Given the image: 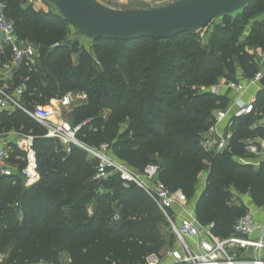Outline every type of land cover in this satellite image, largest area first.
Segmentation results:
<instances>
[{"label":"trees","instance_id":"16d2710c","mask_svg":"<svg viewBox=\"0 0 264 264\" xmlns=\"http://www.w3.org/2000/svg\"><path fill=\"white\" fill-rule=\"evenodd\" d=\"M0 1L19 39L39 55L38 63L23 61L8 86L0 83L10 95L23 88L17 97L23 109L84 94L86 101L69 115L74 128L82 126L79 141L91 147L108 141L111 156L134 171L157 165L159 180L188 200L206 172L196 218L221 239L248 213L235 194H249L256 206H264V162L255 169L236 161L246 158L243 141L264 138V123L258 122L264 117V89L255 112L237 120L230 151L209 153L201 146L213 113L230 102L213 88L220 79L238 81V71L247 80L258 72L264 20H255L244 41L240 38L248 22L263 14L264 0H252L235 21L234 15L223 18L207 48H200L195 33L168 41H93L100 68L85 53L72 66L79 44L68 43L70 25L61 14L37 9L29 0ZM10 61L9 51L0 50V66ZM9 133L34 139L40 180L31 187L20 178L0 180V264H58L63 253L71 264H144L162 252L160 226L166 220L144 191L126 188L117 178L94 181V159L75 146L67 152L47 137L45 125L20 109L0 114V136ZM20 156L15 151L11 160Z\"/></svg>","mask_w":264,"mask_h":264},{"label":"built area","instance_id":"2783aa9c","mask_svg":"<svg viewBox=\"0 0 264 264\" xmlns=\"http://www.w3.org/2000/svg\"><path fill=\"white\" fill-rule=\"evenodd\" d=\"M0 42L2 50L9 51L11 55L10 63L4 66L8 73H13L23 61H32L36 56L35 47L19 39L14 23L7 17L6 4L2 1H0ZM261 62L264 64V57L259 64ZM263 78L264 66L246 82L247 84L240 81H228L224 85L228 90L242 95L248 84H260ZM22 90L21 87L10 95L0 89V114L20 109L45 125L48 129L47 137L58 140L67 152H70L72 146L84 150L97 162L94 181L103 182L117 178L126 188L135 185L144 191L164 216L175 238L176 248L167 254L170 264H264V256L261 255L264 252V236L261 232L264 230L251 212L236 222L232 235L226 239L215 236L212 233V225L203 227L193 216L178 220L174 208H187L189 200L182 191H171L159 180L157 165H148L142 173H138L113 158L109 144L103 143L98 147H91L79 141L76 135L81 125L75 128H70L64 123L52 125V118H57L61 109L75 103L72 94L57 101V106L50 103L28 111L23 109L17 101ZM77 101H86V96L80 94ZM255 106L256 99L249 102L239 99L231 107L216 110L213 113L212 126L203 135L201 141L203 149L215 154L230 151L237 120L252 115L255 112ZM50 125L52 127H49ZM242 144L246 158L253 159L255 167H259L264 162V138L248 139ZM15 151H19L21 156L13 162L11 154ZM242 159L245 158L236 160ZM3 178H20L27 187L38 183L39 165L32 137L18 135L16 141L0 150V180ZM89 212L92 213V208ZM114 220L118 221L119 216L116 215ZM256 232L262 234L261 238H253Z\"/></svg>","mask_w":264,"mask_h":264},{"label":"water","instance_id":"95a60500","mask_svg":"<svg viewBox=\"0 0 264 264\" xmlns=\"http://www.w3.org/2000/svg\"><path fill=\"white\" fill-rule=\"evenodd\" d=\"M63 19L92 41H168L197 33L214 20L230 17L252 0H177L158 9L114 10L98 0H52ZM264 87V78L260 81Z\"/></svg>","mask_w":264,"mask_h":264},{"label":"rangeland","instance_id":"374dc122","mask_svg":"<svg viewBox=\"0 0 264 264\" xmlns=\"http://www.w3.org/2000/svg\"><path fill=\"white\" fill-rule=\"evenodd\" d=\"M98 1L104 6L114 9V10H136V9H158V8L165 7L173 2H176L177 0H98ZM35 6L37 9L51 11L56 15H60L58 9L54 6L52 0H37V4H35ZM239 16H240V13H236L234 14L231 20L235 21L239 19ZM263 16H264V10H263V14H261L258 17H254L253 19H251L250 22H248L244 30V33L242 35L243 37L240 38L241 41H244L245 35L248 33V30L250 29L251 25H253L255 20H263ZM223 24H224L223 19H217V20H214L204 30L195 33V39L198 41L200 48H207L208 46H210L212 42V38H213L212 32L214 28L216 26H222ZM68 28H69L68 29V40H67L68 43L69 44H73V43L79 44L78 54H75L72 56V60H71L72 66L77 67L79 65L80 55L85 53L90 56L92 63H94V65L97 66L98 68H100L101 67L100 56H99L100 51L98 50V47L90 39H87L81 36L80 34H78L74 30L73 27L69 26ZM35 49H36V56L32 59V62L38 63L39 55H38V51L36 47ZM7 75H9V77L2 78L4 79V81L2 80L0 81V83L3 84L4 86H8L6 82L7 78H10L11 76V79H12V73L10 74L7 73ZM223 81H224L223 79H220L217 85H219ZM202 90H205V89H202ZM69 94L73 95L75 103L68 108L61 109L57 119H54V121H52V125L64 123L68 125L70 128H74L71 123V120L69 119V115L72 113L75 104L77 105L81 103L82 101H77V98L79 97L80 93L74 92V93H69ZM51 104L57 106L56 101H52ZM52 125H50L49 127H52ZM102 143H106L110 145L108 141H104ZM135 170L136 172L141 173L139 169H135ZM206 174H207L206 172L203 173V176H205ZM246 195L247 194H239V196L241 197H244ZM90 208H92V205H90L88 208L89 216L93 215V211L92 213L89 212ZM160 230L166 240V245L159 255L148 258L144 264H157V263L158 264H170L171 263V261L167 258V254L172 249L176 248L175 238L167 222L160 226ZM1 261H2V257H0V263ZM58 264H71V263L69 261L68 256L65 253H63L59 256Z\"/></svg>","mask_w":264,"mask_h":264},{"label":"crops","instance_id":"0c3cea01","mask_svg":"<svg viewBox=\"0 0 264 264\" xmlns=\"http://www.w3.org/2000/svg\"><path fill=\"white\" fill-rule=\"evenodd\" d=\"M29 3L34 5L37 4V0H29ZM263 20H264V16H263ZM250 32V29L248 30V33L245 35V38L248 36ZM0 50H2V45L0 42ZM257 54V68L258 70L264 66V64L261 62V64H259V62L262 60V58L264 57V52L262 50H257L256 52ZM7 71L4 69V66H0V81H4L5 77H9V75H7ZM10 74V73H8ZM13 75V73H12ZM237 79L238 81L247 84L246 82L248 81L247 79H245L243 77V73L241 71L238 72L237 74ZM7 84H9L11 82V76L10 78H7L6 80ZM225 81H223L222 83H220L219 85H217L216 87L213 88V91L216 92L218 95L221 96H227V98L229 99V105L228 107H231L235 101L237 100H243L244 102H249L251 100L256 99L258 97V94L264 89V87H262L260 84H248L246 91L242 94V95H238L236 93H234L233 91H230L226 88V86L224 85ZM57 102V101H56ZM85 101H82L79 104L84 103ZM107 113L104 114V117H107ZM261 119L258 121L260 124L264 123V117H260ZM257 125H254V128ZM18 138V134L16 133H9V134H4L0 136V150L3 148H6L9 144H11L12 142L16 141V139ZM238 163L243 164V165H252L255 169H258L259 167H255V161L253 159L250 158H245L244 160H236ZM264 161V160H263ZM14 162V161H13ZM207 174L205 176H201L199 179V183L197 185L196 188V195L194 196L193 199L189 200L188 202V207L187 208H179V207H175L174 208V213L176 215V217L178 218V220L182 219V218H188L190 216H193L196 220V205L197 202L200 198V196L202 195L205 186H206V180H207ZM236 195V199H238L247 209L248 212H251L254 217L256 222L263 228L264 230V206L262 207H258L255 205V203L253 202L251 196L249 194H247L244 197L239 196V194H235ZM198 222V221H197ZM205 227V226H203ZM263 233L264 236V231L261 232ZM260 232H256L253 236L254 239H259L261 238L262 234ZM262 256H264V252L261 253Z\"/></svg>","mask_w":264,"mask_h":264},{"label":"bare ground","instance_id":"6f19581e","mask_svg":"<svg viewBox=\"0 0 264 264\" xmlns=\"http://www.w3.org/2000/svg\"><path fill=\"white\" fill-rule=\"evenodd\" d=\"M54 119H57V118H52V120H51V121H54Z\"/></svg>","mask_w":264,"mask_h":264}]
</instances>
